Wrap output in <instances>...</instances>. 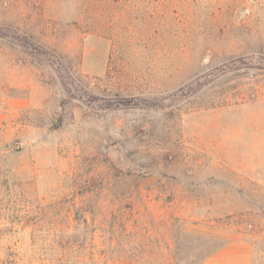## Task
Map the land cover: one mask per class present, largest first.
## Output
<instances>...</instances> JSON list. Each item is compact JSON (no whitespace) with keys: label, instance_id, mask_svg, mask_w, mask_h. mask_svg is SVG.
I'll use <instances>...</instances> for the list:
<instances>
[{"label":"rangeland","instance_id":"rangeland-1","mask_svg":"<svg viewBox=\"0 0 264 264\" xmlns=\"http://www.w3.org/2000/svg\"><path fill=\"white\" fill-rule=\"evenodd\" d=\"M0 33V264H264V0H0Z\"/></svg>","mask_w":264,"mask_h":264},{"label":"crops","instance_id":"crops-1","mask_svg":"<svg viewBox=\"0 0 264 264\" xmlns=\"http://www.w3.org/2000/svg\"><path fill=\"white\" fill-rule=\"evenodd\" d=\"M2 118H3L2 115H0V124H1V122H2ZM241 248L243 249V251H244V249H245V251H246V248H247V247H245L244 245H242Z\"/></svg>","mask_w":264,"mask_h":264},{"label":"trees","instance_id":"trees-1","mask_svg":"<svg viewBox=\"0 0 264 264\" xmlns=\"http://www.w3.org/2000/svg\"><path fill=\"white\" fill-rule=\"evenodd\" d=\"M0 38H6V35L5 34H2V33H0ZM35 49H33V50H31V51H34ZM38 55H39V53H38Z\"/></svg>","mask_w":264,"mask_h":264}]
</instances>
